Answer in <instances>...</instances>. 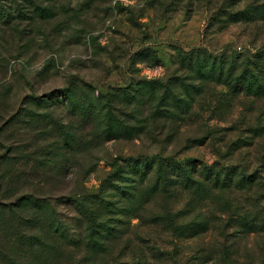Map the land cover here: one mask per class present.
<instances>
[{
    "label": "rangeland",
    "instance_id": "obj_1",
    "mask_svg": "<svg viewBox=\"0 0 264 264\" xmlns=\"http://www.w3.org/2000/svg\"><path fill=\"white\" fill-rule=\"evenodd\" d=\"M22 1L26 17L0 27V161L11 150L12 167L29 172L14 181L16 194L38 189L64 201L73 190L98 192L122 166L107 190L116 200L110 264H264V96L179 60L180 52L198 50L256 58L264 52V0ZM67 86L81 101L107 106L98 128L75 117L62 94L43 107L28 101ZM25 109L29 116L8 129ZM42 112L52 125L74 131V142L62 143L61 169L31 173L15 148L33 143L34 116ZM18 132L20 139L13 138ZM138 153L234 169V183L158 188L152 178L132 197L122 190L136 183L127 159ZM250 176L249 185H236ZM67 206L59 208L70 216Z\"/></svg>",
    "mask_w": 264,
    "mask_h": 264
},
{
    "label": "trees",
    "instance_id": "obj_2",
    "mask_svg": "<svg viewBox=\"0 0 264 264\" xmlns=\"http://www.w3.org/2000/svg\"><path fill=\"white\" fill-rule=\"evenodd\" d=\"M26 1L35 4L33 0ZM24 3L22 0H0V27L25 18ZM179 60L189 64L205 77L230 79V85L238 91L264 96V64H262L264 52H259L256 58H250L236 53L231 57L215 56L207 51L198 50L180 52ZM145 87L146 84L138 94L143 95ZM151 87L153 86L150 84L146 91L149 92ZM59 94L68 99L75 117L93 119L96 128L101 124L103 114H107L105 112L107 106L104 103L100 104L93 100L86 103L87 99L81 101L69 86L56 89L46 95L33 94L28 101L43 107L44 103L47 104L46 98L55 96L59 99ZM45 114L42 112L37 116L33 115L38 125L36 128L38 133L31 136L33 143L15 148L19 154L17 161L23 160L24 167L31 165L29 168L31 173H35L40 167H43V172H47L46 168L61 169L65 157L62 143L68 145L74 142L72 138L74 131L64 130L56 124L52 125L56 121L53 118L48 119V115ZM22 115L28 117V110L25 109L13 116L6 124L8 129H13L20 119L19 116ZM114 129L113 131L116 132L115 127ZM21 135L18 132L12 137L20 139ZM50 136L56 141L51 144V148H42L41 140ZM9 151L1 156L0 196H14V200L0 202V264H110L113 244L116 241V227L113 226L114 219L110 217V213L116 212L114 209L116 200L107 196V190L116 177L124 171V167L118 166L104 180L98 192L73 190L63 201L38 189L32 193L16 194L19 191L16 186L23 177L29 176V172L21 167H12L16 158L10 155ZM8 157L12 161L6 159ZM4 160L8 161L7 167ZM195 162L194 157L177 158L161 153L152 155L138 153L130 156L127 163L137 179L134 180L135 184L128 185V190L122 191L133 197L134 190L140 191L141 186L152 178H155L154 186L158 188L178 185L185 189H193L206 183H210L213 187L234 183L232 177L234 169L228 168L224 173L204 162L198 163L201 165L198 168ZM248 180L240 177L236 185L247 186L251 183V176ZM14 181H17V185ZM150 186L147 188L148 191ZM12 192L14 193L11 194ZM60 203L67 204V209L73 214L69 216L62 213L59 208ZM204 223H195L191 229L197 227L192 229L196 231ZM183 230L187 231L188 228L183 226L181 231Z\"/></svg>",
    "mask_w": 264,
    "mask_h": 264
}]
</instances>
